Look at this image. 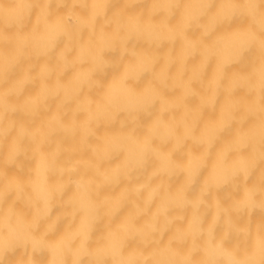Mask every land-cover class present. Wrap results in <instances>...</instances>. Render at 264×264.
Wrapping results in <instances>:
<instances>
[{
  "label": "bare ground",
  "instance_id": "obj_1",
  "mask_svg": "<svg viewBox=\"0 0 264 264\" xmlns=\"http://www.w3.org/2000/svg\"><path fill=\"white\" fill-rule=\"evenodd\" d=\"M264 264V0H0V264Z\"/></svg>",
  "mask_w": 264,
  "mask_h": 264
},
{
  "label": "clouds",
  "instance_id": "obj_2",
  "mask_svg": "<svg viewBox=\"0 0 264 264\" xmlns=\"http://www.w3.org/2000/svg\"><path fill=\"white\" fill-rule=\"evenodd\" d=\"M232 264H235V261H233Z\"/></svg>",
  "mask_w": 264,
  "mask_h": 264
}]
</instances>
